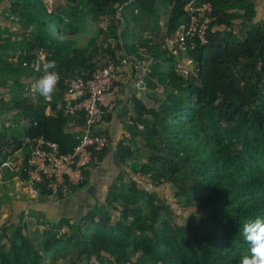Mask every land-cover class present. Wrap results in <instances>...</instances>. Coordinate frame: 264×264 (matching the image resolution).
Instances as JSON below:
<instances>
[{
  "label": "trees",
  "instance_id": "16d2710c",
  "mask_svg": "<svg viewBox=\"0 0 264 264\" xmlns=\"http://www.w3.org/2000/svg\"><path fill=\"white\" fill-rule=\"evenodd\" d=\"M159 1L64 0L58 8L55 0H11L9 7L0 6L1 12L16 15L15 20L0 15V112L14 111L19 119L12 128L1 124L0 163L26 136L55 142L59 153L71 151L84 118L81 112L64 113L63 79H85L103 62L117 65L121 58L136 55V44L150 40L138 34V21L150 16ZM166 1L169 10L161 37L151 39L154 42L172 36L185 19L182 7L187 0ZM199 1L210 3L214 19L206 42L193 50L195 73H177L173 58L156 49L145 88L152 82L160 89L149 106L131 98L141 123L138 138L118 141L113 150L123 166L129 157H140L143 164L137 170L131 165L133 173L144 174L154 186L171 190L193 206L183 223L161 215L163 207L135 180L128 178L125 191L118 171L104 201L97 199L77 221L43 224L41 253L23 226L15 225L8 245L0 244V264H39L45 255L59 259L68 251V264L74 257L101 255L111 264H238L247 254L242 225L264 219V26L250 23L255 9L249 0ZM87 21L94 24L93 34L80 43L78 33L85 31ZM35 49L57 64L60 78L48 101L40 96L33 101L24 92L36 75L20 61ZM7 53L9 58L1 57ZM96 132L105 133L101 126ZM106 149L92 152L100 159ZM25 158L26 150L22 165ZM87 170L75 187L83 184ZM39 193L50 192L41 188ZM117 208L119 215L113 219Z\"/></svg>",
  "mask_w": 264,
  "mask_h": 264
},
{
  "label": "built area",
  "instance_id": "2783aa9c",
  "mask_svg": "<svg viewBox=\"0 0 264 264\" xmlns=\"http://www.w3.org/2000/svg\"><path fill=\"white\" fill-rule=\"evenodd\" d=\"M182 10L185 19L178 24L172 36H164L157 42L148 40L136 44V55L121 58L117 65L103 62L92 70L88 78H64V95L67 99L63 111L71 116L81 112L84 118V127L76 144L70 152L59 153L55 142L42 136H26L22 146L17 149L26 150L24 165L20 162L16 168L13 153L7 156L0 163V181L2 170L23 172V181L35 195L41 188L48 189L51 195L66 194L71 187L80 185L83 172L99 163L92 149L111 145L105 133H95V130L100 127L102 118L115 109L118 91L116 77L121 66L130 65L133 73L130 86L138 91L145 89L148 62L156 49L167 52L173 58L177 73L184 76L195 73L193 50L206 42V32L214 17L210 14L208 1L187 0ZM0 15L16 19V15L9 14V11L1 12V9ZM29 54L30 58L21 60L20 65L31 69L37 77L46 60L41 49L32 50Z\"/></svg>",
  "mask_w": 264,
  "mask_h": 264
},
{
  "label": "crops",
  "instance_id": "0c3cea01",
  "mask_svg": "<svg viewBox=\"0 0 264 264\" xmlns=\"http://www.w3.org/2000/svg\"><path fill=\"white\" fill-rule=\"evenodd\" d=\"M249 1L253 4L255 15L257 11L264 10V0ZM168 7L166 0L159 1L150 16L140 17L137 30L141 38L151 40L161 37L162 28L160 27L163 24L165 15L168 13ZM234 14L239 15L236 12ZM2 24L0 21V28ZM132 74V68L128 64L121 66L118 70L115 109L103 119L100 125L109 137L111 147H107L98 164L89 167L80 187L71 188L63 195H51L50 193L35 195L30 187L25 184L18 171L2 170L0 181V236L4 235L5 238L0 240V244L7 241V238L12 234L13 227L18 223L23 226L25 231L29 225L42 224V222H45L44 225H46L47 221L52 220L69 219L75 222L90 205L96 202L100 196V187L115 176L121 167L114 155L115 144L121 140L127 142L129 139L134 142L138 138L141 123L132 111L131 98L137 97L143 104L149 106L152 104L155 91L160 89L150 82L144 90H134L130 86ZM32 81L27 83L26 86H31ZM66 99L64 95L65 104ZM49 105L47 104V112ZM58 106H60L59 101L56 103V107ZM1 124L7 128L19 125L17 114L14 111H1L0 129ZM24 152V148L12 152L14 160L17 162L16 168L22 157H24Z\"/></svg>",
  "mask_w": 264,
  "mask_h": 264
},
{
  "label": "rangeland",
  "instance_id": "374dc122",
  "mask_svg": "<svg viewBox=\"0 0 264 264\" xmlns=\"http://www.w3.org/2000/svg\"><path fill=\"white\" fill-rule=\"evenodd\" d=\"M55 1H56L55 2L56 6H58V8H61L63 6L62 4L64 0H55ZM10 2L11 0H0V6L9 7ZM238 16L239 15L237 14L233 15V18L236 20V22L239 18ZM250 23L261 24L264 26V10L257 11L256 15L251 19ZM85 24H86L85 31L78 33V39L80 43L84 42V40H86L87 37L93 34L92 31L94 29V24L91 21H87ZM238 29H239L238 32H240L241 36H244V28L239 27ZM1 56L4 59H7L9 58V53H7L6 55H1ZM24 90H25L24 91L25 94L29 96L33 101L34 100L36 101L37 98L39 97L38 94L32 91L31 86H25ZM142 164L143 163H142L141 158L133 155L129 157L125 166L121 165L120 169H118L119 173H122L124 177V179H122L121 187H123L125 191H128L129 190L128 189L129 183L127 182L128 178L135 180L137 187L144 188L145 190L150 192L155 202L158 205L163 207V209L159 211L161 215H167L175 219L177 222L183 223L188 213L192 211L193 206H190L188 203L184 202L180 196L174 197L173 192L171 190H168L167 188H164L162 186H154L153 184L148 182L147 179H145L144 174L141 175L139 173L137 174L133 173V171L131 170L132 168L131 165L133 166V169L137 170ZM117 179H118V174L117 175L115 174V176L110 178V180H108L106 184H103L100 187L101 192L98 198V202L104 201L106 190L110 188V181L117 180ZM118 187L121 188L120 184ZM123 188L121 189L123 190ZM142 203L143 201L140 200L138 202V205ZM144 211H146V208L143 207V212ZM113 212H114L113 213L114 217L112 218L115 219L119 215V209L118 208L114 209ZM44 223L45 222H42V224L29 225L27 226L24 232L29 238V240L32 242L33 246L37 248L38 252L40 253H41V243L44 240V236L42 234ZM9 239L10 238H7L5 246L8 245ZM70 253L71 251L64 253L62 255V258H59V259H53V257H51L50 255H45L41 258V260L39 261V264H68L66 262V258L69 256ZM135 256L136 255H132L130 257V260L134 261ZM70 264H111V263L107 260L106 256L101 255L99 258L92 256L88 259L84 257H80V258L74 257ZM141 264H146V262L141 263Z\"/></svg>",
  "mask_w": 264,
  "mask_h": 264
},
{
  "label": "clouds",
  "instance_id": "9594fccd",
  "mask_svg": "<svg viewBox=\"0 0 264 264\" xmlns=\"http://www.w3.org/2000/svg\"><path fill=\"white\" fill-rule=\"evenodd\" d=\"M55 60L43 62L41 74L31 83V89L44 100H51L59 81ZM242 236L246 242L247 254H243L238 264H264V219L255 218L242 225Z\"/></svg>",
  "mask_w": 264,
  "mask_h": 264
}]
</instances>
